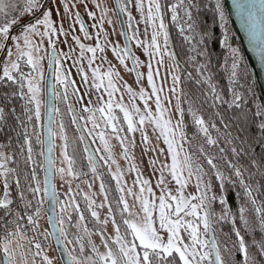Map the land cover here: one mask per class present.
I'll list each match as a JSON object with an SVG mask.
<instances>
[{
	"label": "snow or ice",
	"instance_id": "6c2138e0",
	"mask_svg": "<svg viewBox=\"0 0 264 264\" xmlns=\"http://www.w3.org/2000/svg\"><path fill=\"white\" fill-rule=\"evenodd\" d=\"M55 3V0H53ZM133 0H127V3L121 5L119 2L117 8L119 12H125L128 4ZM48 0H0V83L11 82L17 85L18 91L12 93L13 96H19L26 103L25 121H20L23 128V145L21 152L26 150L24 165H35L34 150L32 147L31 137L36 135L37 143L49 144L50 140L46 138L41 141L38 132L30 133L28 124L33 121H41V83L44 81L40 55L43 45V38L47 37L49 46L53 49L48 53L49 66L55 65L54 78L56 83L63 85L65 92L62 99H68L67 88L73 87V95L76 96L77 102L81 104L83 112L90 113L87 122L92 125L86 129L89 135H93L96 129L103 130L98 133L99 139L103 144V151L108 156H101L105 164L109 161L111 164H117L112 155V148L106 139L111 134L117 139L123 149V157L131 160L129 155V145L133 143L131 138L121 133H141L142 141L146 150L151 145L149 137L144 132L146 122L158 130L157 139L163 138L167 145L168 157L171 163H165L161 168L155 166L158 160L152 161L154 172H159L157 178V188H160V195L156 196L149 180L143 178L139 169L133 163L130 171L137 173L134 185H139V191L133 192L127 189V196H134L140 203V217L129 205L127 196L124 194L126 185L122 186L123 171L117 164L116 174L112 176L117 182V189L120 195L116 201V209L109 203V216L105 220H100L99 214L94 209V200L85 197L88 202V208L91 216L96 219L100 225L101 243L105 251L100 252L97 246L89 239V254L85 255V246L79 239H70V227H82L84 232L88 229L83 226L85 220L79 206L74 202L68 204L67 201L59 200L52 185L51 200L54 205L59 206V213L55 218L49 216L48 224L55 227V231L45 229L40 232L39 221L43 216L48 215L43 209V203L48 196V182L45 178L43 187V197L37 199L42 191L40 182L37 179L35 167L31 168L30 176L23 177L24 184L21 183V172L19 162L15 153L6 152L5 145L0 144V262L2 264H38L37 257L43 261V264H53L46 254V249L42 246L39 236L45 240L55 237L61 248H66L68 244L79 245V254L70 256L71 264H264V202L259 201L254 192H259V180L264 179V170L256 159H250L248 165L239 163L241 157L251 156L255 152L254 145L258 144L264 148V95H256L254 86L247 83V68L244 67V58L238 48L230 44V32L227 29V15L225 0H134L136 10L139 12L141 20L136 21L128 11V28L131 29V36H126L128 40H134L136 47L143 48L144 54L148 56L147 64V81L151 88V93H146L141 89L139 98L143 101V109L137 107L132 101L136 93L127 84L124 85L128 93L132 109L115 99V94L120 89L114 83V77L119 78V73L114 66H110L106 72L101 73L99 68H93L91 78L80 70L82 86L85 88L84 95L79 94V89L75 88V82L70 81L68 73L63 69L60 59L55 52V43L51 39L57 35L58 29L56 22L52 20V8L48 6ZM233 5L238 14L246 22L249 29L250 42L253 45L258 57V63L264 64V0H233ZM64 11H69L68 5L64 3ZM59 15V9L56 10ZM208 12L212 13L213 20L223 29V39L221 46L228 50L230 59V69L228 80L230 83V99H225L224 95L218 91L216 84L213 82L212 63L207 49V40L210 32L203 28L201 17ZM39 13V15H37ZM25 16L32 17L29 22L20 24L19 21ZM93 17L92 13H89ZM94 18V17H93ZM166 18L171 25L175 27L182 37V42L186 45L185 64L191 70L181 69L179 60L175 52H170V32L169 26L165 22ZM77 23L80 24V30L84 33L85 38H91L83 22L76 17ZM143 22L145 39H140L139 28L134 24ZM20 29L19 34H12L13 27ZM43 26L44 31L39 29ZM149 29H151L150 40ZM60 35L67 36L63 32L62 26L59 29ZM121 35H125L121 32ZM41 37L40 43H36L32 37ZM161 37L163 43H161ZM11 40V45L8 41ZM76 44L80 49V59L88 56L89 67L92 66L97 58V52H104V47L99 41L96 46L86 47L80 43L79 38H75ZM71 49V45H69ZM113 55L119 60L121 65L125 64V57L132 59L137 77L142 74L136 71L141 66V62L134 56L130 48L126 45L123 50L119 45L113 46ZM71 59L67 53H60ZM168 56L173 63L167 69V76L171 77V85L167 91L175 98L176 103L173 105L168 96L162 95L165 92L163 85L158 86L156 78L160 77V69L164 67L163 57ZM106 60L105 57H100ZM155 62L156 67H154ZM110 63V62H109ZM22 65L30 68V71L24 72ZM229 68L227 62L223 65ZM181 71L185 73V79L192 82L198 89L199 95L185 93L180 85L182 77ZM15 73V75H14ZM106 81V83H105ZM167 79H165V84ZM27 88V92L24 89ZM95 89L99 95L96 97V104L93 105L88 89ZM103 89V92H101ZM53 95L58 96L53 89ZM105 96L108 99H105ZM88 99V104H84V99ZM155 105V113L151 110V105ZM46 110L47 137L51 138L54 133L52 129V114L59 112L54 104L48 102ZM187 104V110L182 106ZM199 104L200 107L196 105ZM89 105H92L89 107ZM170 105V107H169ZM212 109L211 116L206 120L201 114V108L204 106ZM116 109L122 113V117L116 115ZM174 109V115H173ZM239 110L229 120L225 119L224 113L231 110ZM72 112V108H69ZM100 114L99 122L96 114ZM7 113L4 107H0V126L6 119ZM191 117L192 126L195 128L193 137H189L186 132L185 116ZM73 124H76L75 114L73 113ZM126 124V128L122 125ZM235 124L237 135H233L232 127ZM36 125L33 124L35 130ZM63 132V124L60 125ZM255 129V135L250 136V129ZM79 130V129H78ZM215 133V135L213 134ZM241 134H244L243 136ZM200 137L203 143L195 151L185 149L187 144L189 149L192 148V140ZM64 140L63 156L66 167L59 168L58 171L63 179L66 175L75 177L74 158L68 154V138L66 135L61 137ZM252 141L250 143L249 141ZM84 140V136H80ZM225 146L222 147L221 144ZM207 146V149L206 147ZM152 151H156L153 147ZM215 150L221 160L224 161L225 168L222 170L215 162L217 155L211 151ZM97 151H100L97 149ZM163 151V150H161ZM47 152H52V147H47ZM85 152L88 149L85 148ZM231 153V159L227 153ZM198 153V155H197ZM181 154L183 158L181 159ZM91 171L96 172V162L92 155L88 156ZM236 161V162H234ZM204 162L211 171L219 191L214 190L211 179L206 180L208 172L205 171ZM254 169L255 171H251ZM165 170L172 180L175 181L176 192L173 194L168 188ZM55 174V172L53 173ZM259 177V179H257ZM195 179V194L185 196V190L189 183ZM256 180V187L252 181ZM15 184L19 189L18 200L12 198L11 186ZM232 188L242 190L234 193L237 200L241 202L236 205L235 211L229 203L226 193ZM101 192H106L103 182L100 185ZM71 191V189H69ZM108 200L105 195V201ZM35 201V203H33ZM158 201V203H157ZM195 201V202H193ZM220 205V213L213 210V204ZM103 206V205H101ZM69 208L79 213V220L76 225H71V217L66 215ZM118 211L122 223H117L113 213ZM128 217H136L129 219ZM191 217V219H186ZM111 219L114 237H107L103 228ZM237 220L241 227H237ZM222 223L232 225L236 240L232 242L231 247L225 242L221 244L217 239V226ZM241 228L249 235L253 236L251 244L246 243L244 235L241 234ZM29 232L32 233L29 236ZM259 232L262 239L255 240L254 234ZM39 233V236L37 235ZM161 233L167 234V239ZM187 236L185 242L184 235ZM230 239V237H228ZM251 249H255L252 251ZM239 253L240 260H235V255ZM19 257V260L17 259Z\"/></svg>",
	"mask_w": 264,
	"mask_h": 264
},
{
	"label": "rangeland",
	"instance_id": "374dc122",
	"mask_svg": "<svg viewBox=\"0 0 264 264\" xmlns=\"http://www.w3.org/2000/svg\"><path fill=\"white\" fill-rule=\"evenodd\" d=\"M107 2L103 0V7L102 12L100 15H93L94 19L101 20L102 24L104 26V33H103V47H104V55L108 58L109 62L100 59V53L97 52L94 63L91 67H89L88 64V56H91L90 53L85 54V58L83 60L80 59V49L79 46L75 42V38H79L80 43L84 44L86 47V38L80 28L75 23V32L73 30H65L63 32L67 33V36L60 35L59 29L60 26L55 24V26L58 29L57 35L53 36L51 39L55 43V49L57 50V53L60 57V61L63 62L65 71L68 72V76H70V81L75 82V88L79 89V94L81 96L84 95L85 88L82 86L81 76H80V70L82 69L84 73H86L89 78H91L92 69L93 68H99L101 73L106 72L110 66H114L116 71L119 73V78L114 77V83L116 86L120 89L119 92L115 94V99L117 101H120L121 97H123L122 103L127 105L129 107V110L132 109V103H130V98L128 93L125 91L124 85L127 84L130 86L133 91L137 94L134 100L132 101L135 103V105L141 109H143V101L139 98V93L141 89H143L146 93H151V88L148 85L147 81V72L148 67L147 64L149 62V57L144 54L143 48L136 47L135 41L132 44V53L136 58L139 59L141 62V66L137 68L138 72L142 74L140 77V82H137L135 77H133L129 62L127 57H125V64L121 65L119 60L113 55V46L119 45V48L123 50V42H122V35L119 28V23L117 21V17L113 10H106ZM110 8V7H109ZM131 12V15L135 18L136 21H140L141 17L139 12L136 10L133 3L131 4V8L129 7V10ZM126 19L128 20V15L126 12ZM52 20L55 21L54 17L52 16ZM56 22V21H55ZM134 27L139 28V37L140 39H145L144 37V29L146 25L141 22L138 24H134ZM14 33L12 34H19V30L15 29ZM41 32L44 31L43 26L39 29ZM131 29H129V32L131 34ZM149 31V36L147 39L150 40V33L151 29ZM92 29V36L91 38H94L97 36V33H95ZM100 32V31H99ZM75 35H74V34ZM11 34V35H12ZM101 37V34L99 35ZM36 43H40L41 37L34 36L32 37ZM88 40V38H87ZM94 42V41H93ZM161 43H163V38L161 37ZM11 40L8 41V44L11 45ZM69 45H71V49L69 48ZM51 47L49 46L48 38H43V45L42 50L40 52V55L43 57L41 61V68L43 70L44 75V81L41 83L40 87L42 89L41 93V101H42V107H41V121H40V127L42 130V136L44 135V113H45V77L48 67V53L51 51ZM170 52H172L171 47L169 49ZM60 53H67L69 56H71V59H68L65 56H60ZM3 54H0V59H2ZM104 57V56H103ZM173 63L172 60L169 59L168 56L163 57V64L164 67L160 69V77L156 78V83L158 86L163 85L165 87V92L162 93V95H166L171 99V103L174 105L176 103L175 98L171 96V93L167 91L168 86L171 85V77L167 76V69L168 67ZM154 67H156L155 62H153ZM23 71H30V68L26 65H22ZM0 74H2V71H0ZM15 75V73H14ZM165 79H167V83L165 84ZM106 83V81H105ZM61 90L58 91V106L56 108L59 109V112L55 113V123H54V142H55V170H58L59 168L66 167V164L64 162V156H63V144L64 140L61 138L63 135H66L68 138V154L74 158V165L73 169L76 173L75 177H69L65 176L63 179L61 178L58 171H55V185L57 190V195L59 200L67 201L68 204H72L73 202L79 206L80 211L83 213L85 220L82 222L83 226H86L88 231L84 232L82 227H70L69 231V237L70 239H82V243L85 246V255L89 254V239L94 243L98 250L100 252H104L105 248L103 244L101 243V236L99 232H92V228L100 229V225L96 221L95 218L91 216V212L88 208V202L85 200V197H90L92 200H94L95 204L93 205L94 209L99 214L100 220H105L109 216V203L111 204V207L113 209H116V201L120 193L117 189V182L112 179V176L116 174L117 164L119 165L120 169L123 171V180L121 181V185H126L125 195L127 196V189H132L133 192L139 191V185H134L133 181L137 177V173L134 171H130L129 169L132 167V164L134 163L136 167L139 169V172L142 174L143 178L146 180H149L151 183V186L156 194V196L160 195V188H157V178L159 177V172H154L152 161L158 160L159 162L156 164V168L159 169L162 167L165 163H171L170 157H168L167 153V145L163 142V138L161 137L159 140L157 139V136L159 135L158 130H154V126L151 123L146 122L144 125V132L149 137L151 141V145L146 150L145 144L142 141L141 133L139 131L135 133H121L122 136L126 135L127 137L131 138L133 143L129 145V155L131 156V160L125 159L123 157V149L121 147L120 142L115 139L111 134L106 136V139L108 140L111 148H112V155L117 161V164H111L109 161L108 164H105L103 160H100L101 156H108V153L103 151V144L101 143L98 133L103 130V124H101V128L96 129L93 135H89L86 129L91 128L92 125L87 122V119L90 115V113L85 112L84 114L81 112V104L77 102L76 96L73 95V91H68V99L64 100L60 97L63 96L65 92V88L63 85H61ZM101 92H103V89H101ZM89 96H91L93 105L96 104V97L99 95L95 91V89L89 88L88 89ZM105 99H108L107 96H105ZM84 104H88V99H84ZM151 110L153 113H155V105L151 103ZM92 105H89L91 107ZM72 108V112L69 111V108ZM170 107V105H169ZM73 113H76L78 115V118L81 121V126L83 129V132L87 135L88 141L90 143V146H92L95 150L96 154V172L93 173L91 171V165L88 161L89 153L85 152V142L84 140H80V136L83 135L81 133V129L77 127V123L73 124ZM116 115L119 117H122V113L119 112V109H116ZM173 115H174V109H173ZM97 121L99 122L100 114H96ZM63 124V132H61L60 125ZM126 128V124L122 125ZM79 129V130H78ZM84 136V135H83ZM155 148L156 151H152V148ZM185 149H188L187 144L184 145ZM99 149L100 151H97ZM163 150V151H161ZM190 151V150H189ZM183 158V154H181V159ZM165 177L167 178V181H170L168 183V188L171 189L173 194L176 192V185L175 181L172 180L171 176L168 175L167 170H165ZM105 179L106 182V192H101L100 185ZM111 177V178H109ZM112 179V183L110 180ZM71 189V191H69ZM196 188H195V179L189 183L188 187L185 190V196L189 194H195ZM1 194V192H0ZM105 195H107L108 200L105 201ZM127 200L130 206H132L133 210L142 217V213L140 211V203L135 199L134 196H127ZM195 202V201H193ZM158 203V201H157ZM103 205V206H101ZM58 213H59V206H58ZM71 217V225H76L77 221L79 220V213L73 210V208H69L67 214ZM114 218L117 223L121 222V217L119 215V212L116 211L113 213ZM118 215V217H117ZM129 219H135L136 217H128ZM119 219V222H118ZM186 219H191V217H186ZM41 226L42 228H48V221H47V215L43 216L41 219ZM103 232L107 237H114L115 232L113 229V224L111 219H109V222L106 226L103 228ZM165 239H167L166 233H161ZM185 238V242H187V236L182 233ZM70 254L72 256H77L79 254V245H73L68 244L67 245ZM48 256L50 259H53V264H62L58 251L55 247V244L53 243V240L51 242V246L49 248ZM39 264H43V261L41 260Z\"/></svg>",
	"mask_w": 264,
	"mask_h": 264
},
{
	"label": "trees",
	"instance_id": "16d2710c",
	"mask_svg": "<svg viewBox=\"0 0 264 264\" xmlns=\"http://www.w3.org/2000/svg\"><path fill=\"white\" fill-rule=\"evenodd\" d=\"M226 15H227V29L230 32V44L232 47L234 48H238L240 50V54L241 56L244 58V67L247 68V83L249 85H253L254 86V91L256 93V95H262L259 89L258 84L256 83V81H254L253 77H252V73H251V69L249 66V63L247 61V58L243 52L241 43L237 37L236 31L233 27V24L231 22V19L229 17V14L226 10ZM201 21L203 24V28L201 30H204V28L208 29L210 32V36L209 39L207 40V49H208V53L209 56L211 57V63H212V75H213V82L216 84L218 91H220L223 95L225 99H230V92H229V87H230V83L228 80V75H229V69H230V59L228 58V50H226L224 47L221 46V41L223 39V29L220 27V25L218 23H215L213 20V16L211 12H208L206 14H203L201 17ZM165 22L168 24L169 26V32H170V44H171V50L172 52L176 53L177 59L180 62L181 65V69H188L191 70L189 68V66L187 64H185V60H186V45L183 44L182 42V37L179 35L177 29L175 27H173L170 23V21L166 18ZM227 62L229 68H225L223 67V65H225V63ZM182 77V83L180 85V88L185 92V93H189V94H197L199 95V91L197 89V87L190 81H188L187 79H185V73L183 71H181L179 73ZM18 91L17 89V85L12 84L11 82H2L0 83V107H4L5 108V112L8 114L7 115V119L5 121V123L0 126V144L5 145V151L6 152H10V153H15L16 154V158L19 162V168H20V172H21V183L22 185L24 184V179L23 177L25 176H30V172H31V168L35 167L36 173H37V179L40 182V186H41V193L40 196L37 197V199H40L43 197L44 193H43V187H44V144L41 143H37L36 140V135L33 134L31 137V141H32V147L34 150V159L36 161L35 165H30V166H25L23 161H24V157L26 155V150L24 152H21V146L23 145V128L22 125L20 123V121H25V101L20 99L19 96H13L12 93ZM25 92H27V88L24 89ZM185 110H187L188 105L187 104H183L182 105ZM197 107H200L199 104L196 105ZM201 110V114L204 116V118L207 120L211 114H212V109L208 108L206 105L200 109ZM239 110H231V111H227L224 113L225 119L229 120L230 118H232L234 116V114H238ZM33 124L36 125L35 130L33 129ZM185 124H186V132L187 135L191 138L194 136L195 133V128L192 126V122H191V117L186 115L185 116ZM40 122H36L33 121L32 123L28 124V131L30 133H35L38 132L40 134L39 138L41 141H43V136H42V130L40 127ZM232 133L233 135H237V129L235 124H233L232 127ZM215 135V133H213ZM250 136H254L255 135V129L252 128L250 129L249 133ZM242 136L244 134H241ZM250 143H252L251 139L249 141ZM203 143L202 139L200 137H196L195 139L192 140V148L189 149L190 151H195L200 144ZM188 146V145H187ZM222 147H224L225 145L222 143L221 144ZM207 149V146H205ZM255 147V152L251 155V156H244L241 157L239 163L242 165H248L250 159H256L261 167L262 170H264V148H262L260 145L256 144L254 145ZM189 148V147H188ZM212 152L213 155H217V160L215 161L218 166L224 170L225 165H224V161L221 160L217 154V152L215 150H209ZM198 155V153H197ZM228 158L231 159V153L228 152L227 153ZM236 162V161H234ZM204 167H205V171L208 172V176L205 177L206 180L211 179L212 183L214 185V190L215 191H219L218 186L216 185L215 179L212 176L211 171L208 169V166L206 164V162H204ZM251 171H255L254 169H251ZM111 178V177H109ZM257 179H259V177H257ZM105 179H103L104 181ZM106 180L104 181V185L106 186ZM110 182L112 183V179L110 180ZM113 184V183H112ZM252 184L254 187H256V180L252 181ZM259 188L260 191L254 192L253 195L256 196V198L259 201L264 202V179H260L259 180ZM236 191H241V195H242V190L238 189V188H232L231 186H229V190L226 193L228 199H229V203L232 205V209L233 211H235L236 205H238L241 201L237 200L234 193ZM18 192L19 189L16 188L15 184H12L11 186V193H12V198L14 200H18ZM2 194V192H1ZM109 198V197H108ZM110 199V198H109ZM33 203H35V201H33ZM46 208V201L43 203V209L45 210ZM213 210L219 214L220 213V205L218 203L213 204ZM118 217V215H117ZM119 218V217H118ZM48 221V219H47ZM119 222V219H118ZM40 223V232H43L45 229L48 228H42L41 226V220L39 221ZM121 223V222H119ZM237 227L240 228L241 225L239 223V221L237 220ZM50 230V228H49ZM92 232H99L100 233V229L99 228H92L91 229ZM241 234L244 235L245 241L248 244L252 243L253 240V236L249 235L247 233H245L243 231V229L241 228ZM32 233L29 232V236H31ZM37 235L39 236V233H37ZM228 237H230V239H228ZM71 238V237H69ZM254 238L257 241H260L262 239L261 234L259 232H256L254 234ZM217 239L221 244H224L225 242L228 243L229 247H231V244L233 241L236 240L235 234L234 232H232V225L229 223H222L220 225L217 226ZM39 240L42 244V246L46 249V254L48 255L49 252V248L51 246V242L53 240L52 237H50L49 239L45 240L43 236H39ZM54 243V240H53ZM55 244V243H54ZM56 247V245H55ZM252 251H255V249H251ZM17 259L19 260V257H17ZM235 260L239 261L240 260V255L239 253H237L235 255ZM37 261L38 264L41 261L40 257H37ZM0 264H2V262H0ZM29 264H31V257H29ZM178 264V262H177Z\"/></svg>",
	"mask_w": 264,
	"mask_h": 264
},
{
	"label": "water",
	"instance_id": "95a60500",
	"mask_svg": "<svg viewBox=\"0 0 264 264\" xmlns=\"http://www.w3.org/2000/svg\"><path fill=\"white\" fill-rule=\"evenodd\" d=\"M118 2L119 0H114L119 24H120L122 32L125 33V35H123L125 46L127 45L130 48L129 40L126 39V36H128V33H127L124 15H123V12H119V9L117 8ZM225 8L229 14L233 27L236 31L237 37L241 43L243 52L249 63L252 77L254 81H256V83L258 84L261 94L264 95V64L258 63V57L255 53L252 43L250 42L249 29L246 25L245 19L240 14L237 13L235 6L233 5V0H225ZM130 61H131L132 69L135 68V65L133 64V61L131 58H130ZM54 69H55V65H52L51 67L48 65V69H47V73L45 77V113H44L43 141H45L46 138L50 140V145L47 143L44 144V167H45L44 179L47 178V182H48V196L46 198L45 210L48 213L47 215L48 220H49V216L55 218L56 215L58 214V205H54L51 200L52 185L53 184L55 185V174H53L55 172V162H56L55 161V142H54V135L51 138L47 137V127H46L47 121H48V117L46 115V110L49 106L48 102H51L56 107V96L53 95V89L55 92V78L53 75ZM136 71L138 70L136 69ZM133 72H134V75L137 81L140 82V77L136 76L135 71ZM52 120H53L52 129L54 133L55 112H53L52 114ZM48 146L52 147L51 153L47 152ZM55 190H56V185H55ZM56 193H57V190H56ZM49 228H50V231H55L54 226L53 227L49 226ZM52 238L56 245V249L58 251L61 263L71 264V260L69 256L70 253H69L67 246L66 248H61L58 242L56 241V238L55 237H52Z\"/></svg>",
	"mask_w": 264,
	"mask_h": 264
},
{
	"label": "flooded vegetation",
	"instance_id": "af4514ba",
	"mask_svg": "<svg viewBox=\"0 0 264 264\" xmlns=\"http://www.w3.org/2000/svg\"><path fill=\"white\" fill-rule=\"evenodd\" d=\"M105 1L107 2V5L110 4V6H109L110 8L107 7L106 10H110V9L113 10V12L115 13V15L117 17V21L119 23L114 0H105ZM65 2L67 3L68 9H69V11L67 13L64 11V6H63ZM119 2H120L121 5H124L125 3H127V0H119ZM47 6L49 8L53 9L52 16L54 17L57 25L60 26V27L62 26L63 31L69 30V29L70 30L74 29V32H75V27H74L75 23L80 28V24L77 23V21H76V17L78 15L79 19L83 22L84 26L86 27L90 37L92 36V29L94 31H96L95 33H97V36H95L94 38H90V39L88 38V40L86 38V42H87L86 45L94 47V46H96L97 42L99 41L101 46L102 47L104 46L103 45V41H102L103 40V33H104V26L102 24V21L101 20H97L96 21L93 17L89 16V13H92L93 15H100L101 14L102 7H103V0H55V3H53V0H48V5ZM129 7L131 8V4H128L127 10L125 12H123V15H124L125 23H126L128 36H131V34L129 32V28L127 26L128 25V20L126 19V12H128ZM57 9H59V15L57 14V11H56ZM37 15H39V13H37ZM31 19H32V17L25 16V18L20 20L19 23L20 24H25V23L29 22V20H31ZM119 28H120V31L122 32L120 24H119ZM15 29L19 30L18 27L14 26L12 31L10 32V35L12 33H14V31H16ZM100 34H101V37L99 36ZM122 42H123V49H124L125 42H124V39H123V35H122ZM133 42H134V40H129L131 52H132V44H133ZM52 51H53V49H51L50 52H52ZM56 55L60 59V57H59V55L57 53V50H56ZM100 56L101 57L104 56L106 58L105 61L109 62L108 58L104 55L103 52L100 53ZM127 59H128V62H129V66H130L132 75H133V77H135L134 72L132 71V65H131L130 58L127 57ZM61 64L63 65V69L65 70L64 64H63L62 61H61ZM48 65H49V62H48ZM47 69H48V67H47ZM24 72H27V71H24ZM68 78H69V80L71 79L70 76H68ZM135 79H136V77H135ZM136 81H137V79H136ZM58 91H62L61 90V85L56 83V81H55V92H56V94H58ZM68 91H73V87L71 85L68 86ZM57 106H58V96H56V107ZM81 112L83 114L85 113L82 110H81ZM74 114H75V118H76V121H77V127L79 129H81V133H83V135H84V142H85V145H86V147L88 149V153H89V155L93 156V158H94V160L96 162L95 150H94V148L92 146H90V143L88 141L87 135L85 134V132H83V129H82V126H81V121L78 118V115L76 113H74ZM96 165H97V162H96ZM102 180H103V177H102ZM69 253H70V251H69Z\"/></svg>",
	"mask_w": 264,
	"mask_h": 264
}]
</instances>
